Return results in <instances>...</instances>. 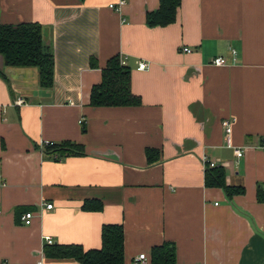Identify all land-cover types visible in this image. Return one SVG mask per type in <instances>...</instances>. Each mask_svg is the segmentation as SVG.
<instances>
[{"label": "crops", "instance_id": "1", "mask_svg": "<svg viewBox=\"0 0 264 264\" xmlns=\"http://www.w3.org/2000/svg\"><path fill=\"white\" fill-rule=\"evenodd\" d=\"M119 1L0 0V24H41L55 56L49 90L36 68L0 56L10 83L0 78V264H79L49 258L45 238L101 249L112 224L124 226L126 264L167 242L177 264H264V0H183L164 28L147 25L160 0L113 10ZM117 55L143 105L94 108L92 90ZM218 57L228 65L214 66ZM64 141L86 155L56 161L35 148ZM205 158L246 193L231 201L208 188Z\"/></svg>", "mask_w": 264, "mask_h": 264}, {"label": "trees", "instance_id": "2", "mask_svg": "<svg viewBox=\"0 0 264 264\" xmlns=\"http://www.w3.org/2000/svg\"><path fill=\"white\" fill-rule=\"evenodd\" d=\"M183 0H160L157 11L149 13L147 25L150 28H164L177 22L178 12ZM0 56L6 67L36 68L39 71V84L42 89H53L55 85V56L45 45L44 28L38 23L0 24ZM92 68H99L98 61L91 60ZM0 78L10 83L3 71ZM91 106L94 108L139 107L143 105L141 97L132 89V70L124 65L117 55L111 58L102 71V82L95 85L91 93ZM86 132V128H84ZM35 148L56 161L74 156H85L84 145L73 141L44 143ZM149 160H153L154 150L148 151ZM206 186L221 188L229 200L244 195L245 188L230 187L222 166L206 169ZM257 199L264 205V183L258 185ZM87 210H101L99 204H85ZM125 229L123 225H105L102 229V248L86 250L80 245H47L46 255L52 259L75 260L79 264H126ZM150 264H177V246L165 243L154 247L149 257Z\"/></svg>", "mask_w": 264, "mask_h": 264}, {"label": "built area", "instance_id": "3", "mask_svg": "<svg viewBox=\"0 0 264 264\" xmlns=\"http://www.w3.org/2000/svg\"><path fill=\"white\" fill-rule=\"evenodd\" d=\"M127 3H128V0H120L117 4H111L110 7L113 10L120 11L122 9V7L127 5ZM184 52L190 54V53H192V50L190 48H185ZM231 52H232L231 53L232 56L235 59L237 56V52L235 50H232ZM212 64L214 66H217V67H223V66L228 65V60L224 57H218V58L213 60ZM147 69H148V65L146 63H140L139 64V68H138L139 71H145ZM17 104L22 105V104H24V101L19 100L17 102ZM224 127L226 128L227 134L230 135L232 133L230 121L224 122ZM235 154H236L238 159H241L244 155V152L242 150H236ZM204 163H205L206 167L207 166H209L211 168L220 167V165L218 163L211 162L206 158L204 159ZM53 207H54L53 205H47L48 210H52ZM2 214H3V211L0 209V215H2ZM34 217H35V214L33 212H29L23 216L22 220H23L25 225L29 226L33 223ZM45 242L47 245H54V241L51 237H46ZM40 264H42V263H40ZM131 264H149V257L147 256V254H142V255L138 256L137 258H135Z\"/></svg>", "mask_w": 264, "mask_h": 264}]
</instances>
